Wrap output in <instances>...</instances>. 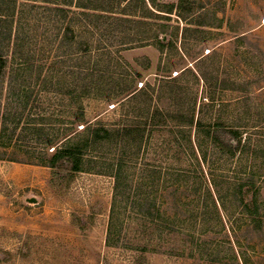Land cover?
I'll return each instance as SVG.
<instances>
[{"label": "rangeland", "instance_id": "obj_1", "mask_svg": "<svg viewBox=\"0 0 264 264\" xmlns=\"http://www.w3.org/2000/svg\"><path fill=\"white\" fill-rule=\"evenodd\" d=\"M20 1L23 55L30 60L15 88L0 82V114L20 111L23 123L37 114L52 117L47 127L58 134L68 115L67 86L91 84L90 122L114 127L134 116L146 120L149 106L194 107L196 120L216 128L219 140L242 143L231 154L196 126L180 131L169 119L167 127L148 131L140 149H127L124 192L115 202V146L88 154L72 177L70 165L60 163L54 183L52 168L31 156L42 144L22 126L8 139L6 122L0 264H264V0H186L170 14L151 8L148 24L127 21L141 19L121 13L129 0H73L64 15L52 0ZM131 9L141 12L136 0ZM160 22L177 33L164 51L156 45ZM70 23L73 39L65 33ZM5 38L0 48L10 57ZM249 178L261 205L259 225L238 199ZM146 199L164 217H149L141 208Z\"/></svg>", "mask_w": 264, "mask_h": 264}, {"label": "trees", "instance_id": "obj_2", "mask_svg": "<svg viewBox=\"0 0 264 264\" xmlns=\"http://www.w3.org/2000/svg\"><path fill=\"white\" fill-rule=\"evenodd\" d=\"M53 3L57 4L54 11L59 12L61 15L67 13V8L65 5H70L73 3V0H52ZM186 0H179L177 6L174 4H165V7L159 6L157 0H136L137 6L141 8V12H137L136 9H131L133 0H129L126 4H120L122 7L121 13L125 15H134L139 16L141 19L132 18L133 21L138 24H146L147 19L154 15V11L151 8L156 10L172 13L174 8L185 7ZM150 3V5H149ZM152 4V5H151ZM64 5V6H62ZM167 5V6H166ZM22 6H26L25 2H19V0H0V35L6 37L5 39L8 42V45L11 46L10 57L6 55L5 51L0 48V82L3 83L7 81V88L12 90L15 88V83L19 79L17 72H23V70L28 69L27 62L30 60L29 57L23 55V48L28 45L24 36L21 37L22 31V21L21 15ZM102 7V8H101ZM102 11H113L112 8L101 6ZM110 9V10H109ZM133 10V12H132ZM75 13L76 10H74ZM139 13V15H137ZM181 16V15H180ZM143 19V20H142ZM163 19L169 20V16H164ZM149 23V22H148ZM147 23V24H148ZM160 29L157 31V47L164 51L169 46H174V39L177 37L176 29L170 22H160ZM5 32L3 33V30ZM66 36H70V39L75 37L76 31L73 28L72 24H67L65 27ZM161 34V36H160ZM83 48L86 49L88 45L82 43ZM16 62V63H15ZM18 62V63H17ZM15 64V65H14ZM37 78L46 82V76L42 78L41 72H37ZM20 84V83H19ZM30 85V83H27ZM89 85H84L80 88L79 86L68 85L67 90L64 93V106L67 111V118L65 120H59V125H61V130L56 134L51 128L47 127V120L53 122L55 119L52 117L46 119L42 114L35 115L32 119L29 117L26 123H23V114L19 113L17 110H9L4 114H0V120L2 119V130L0 135V159H4L7 155V146L4 143V138L7 136L6 132L8 129V124H12V131L8 135V139L12 138L15 134V131L21 127L22 130L26 131L29 135L32 136L33 140L42 144L40 153L37 152V149L32 150L33 159H38L37 163L47 165L52 168L53 182L55 183L58 176V165L60 163H67L70 165V173L68 177H72L74 174L79 173L83 170L84 160L88 154L99 151L101 148H107L108 146H115L119 149V155L116 163L113 165V177L115 178V202L116 198L119 195H122L124 191V176L126 168V160L128 159L127 149H140L144 140L147 137V133L151 128L155 127H167L169 119H175L177 124H174L175 127H178L180 131H188L196 126L197 129L202 130L214 143H217L231 154H235L237 150L240 149L242 139L239 136L238 131H234L236 137H240V140L236 145L233 143H226L225 141L219 140L216 134V128L210 124H205L201 119L195 118L196 108L192 107L188 110L178 109L175 112L167 110L162 107L155 106L148 109V114L146 120L139 116H134L130 121L122 123L118 126L108 127L101 121L90 122L87 119V112L85 108V98H87L88 93L91 91ZM126 91V90H124ZM0 91V95H1ZM24 94L22 99L24 101V109L27 108L28 104L31 101V95ZM33 93V92H32ZM39 98H36L34 101H38ZM11 104V96L9 98ZM188 111V112H187ZM7 122V123H6ZM6 123V124H5ZM49 124V123H48ZM52 123H50L51 127ZM223 126V124L216 123V127ZM27 134V136H28ZM26 136V135H25ZM52 148V151L49 150ZM10 160H16V158H10ZM255 183L253 178H249L244 184H240L238 196L239 202L245 211L251 216L254 222L261 223V205L259 202L258 192L255 189ZM247 186V187H245ZM245 188V189H244ZM246 193H251V198L246 199ZM248 195V194H247ZM115 206V204H114ZM141 208L144 209L145 213L150 217L162 218L164 214L157 206V203L152 200H147L141 203ZM115 210V208H113ZM144 256L141 255L139 258V263H143Z\"/></svg>", "mask_w": 264, "mask_h": 264}, {"label": "water", "instance_id": "obj_3", "mask_svg": "<svg viewBox=\"0 0 264 264\" xmlns=\"http://www.w3.org/2000/svg\"><path fill=\"white\" fill-rule=\"evenodd\" d=\"M34 201V200H33Z\"/></svg>", "mask_w": 264, "mask_h": 264}]
</instances>
